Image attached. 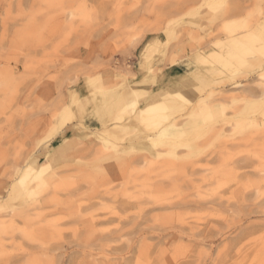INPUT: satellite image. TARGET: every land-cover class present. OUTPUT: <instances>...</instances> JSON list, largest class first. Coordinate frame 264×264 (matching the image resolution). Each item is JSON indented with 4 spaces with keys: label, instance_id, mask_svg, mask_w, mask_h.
Listing matches in <instances>:
<instances>
[{
    "label": "rangeland",
    "instance_id": "374dc122",
    "mask_svg": "<svg viewBox=\"0 0 264 264\" xmlns=\"http://www.w3.org/2000/svg\"><path fill=\"white\" fill-rule=\"evenodd\" d=\"M262 64L264 0H0V264H264Z\"/></svg>",
    "mask_w": 264,
    "mask_h": 264
},
{
    "label": "bare ground",
    "instance_id": "6f19581e",
    "mask_svg": "<svg viewBox=\"0 0 264 264\" xmlns=\"http://www.w3.org/2000/svg\"><path fill=\"white\" fill-rule=\"evenodd\" d=\"M236 24H238L237 21L230 20V21L226 22L225 26H226V28H234V26H236ZM213 53H215V51ZM216 57L220 58L221 56L216 55ZM262 67H264V64H262ZM263 93H264V91H262V94ZM96 98H98V97H96ZM148 98H149V96H148ZM175 98L183 99L185 97L182 96V94L179 91H177V92H168V91H165V90L159 91L155 95V98H153L152 101H150L149 103L147 101V103L144 105L146 107L145 109L147 111H151V112H153L155 114L145 115V114L142 113V108H141L140 110L136 111V114H134V116H135L134 119H136V120H138L140 122H146V124L148 126H154V125L161 124L164 119L172 117L170 115L164 114L163 110L164 109L167 110V108H170V109L174 108L175 106L180 104L178 102L179 100L176 101ZM109 102H107L105 100V102L103 103L104 107L110 108V103ZM258 103H260V100H259ZM125 107L126 106H124L121 109V111L122 110H126ZM196 107H197V105H196ZM196 107L191 109V111L193 112L194 110H197ZM247 107L248 106H246L244 108H247ZM67 111H69V110H67ZM191 111H190V115L193 117L194 114ZM192 117L184 120L181 123L182 124L181 127L178 128V129H177V127H165V128H162L161 130L158 131V133L155 134L154 138L156 139V141L164 142V141H166L168 139L167 136H177L179 131H182V133L186 134L187 132H185V131L189 127L194 125V119ZM66 132H67V129L63 128V130L61 131V133H63V134H61L60 138L56 140V143H61L63 138L66 136ZM186 136H187V138L186 137L185 138L187 140H185L186 142H185L184 146L187 147V148L194 147V145H196L195 144L196 142H194V141L192 142V140H196L195 136H193V138H195V139L191 138V135H189V134H186ZM28 165L29 164H25L23 166L21 172L18 174L17 184H20L21 186L20 187H16V185L14 186L13 184H12V186H10L12 188V190H15L16 188H19L17 190V194L18 195H22L24 193L30 194V193L34 192V190H36L34 188L42 189V188L46 187L49 183H51L54 180L53 176H51V175L45 176V175H43L41 173L40 170H34L33 168L29 167ZM33 182H36L35 186L32 184Z\"/></svg>",
    "mask_w": 264,
    "mask_h": 264
}]
</instances>
